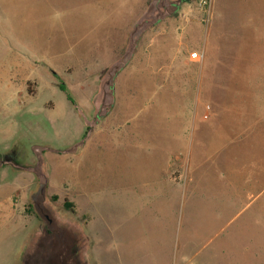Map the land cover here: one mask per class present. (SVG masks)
Here are the masks:
<instances>
[{"label":"rangeland","instance_id":"374dc122","mask_svg":"<svg viewBox=\"0 0 264 264\" xmlns=\"http://www.w3.org/2000/svg\"><path fill=\"white\" fill-rule=\"evenodd\" d=\"M233 132H264V0H0V264L56 229L87 264L162 262L210 220L164 181ZM223 243L200 264H264Z\"/></svg>","mask_w":264,"mask_h":264},{"label":"crops","instance_id":"0c3cea01","mask_svg":"<svg viewBox=\"0 0 264 264\" xmlns=\"http://www.w3.org/2000/svg\"><path fill=\"white\" fill-rule=\"evenodd\" d=\"M233 133L223 139L220 135L218 140H214L217 142L212 145L209 162L203 166L209 172L199 176L201 165L195 158L179 159L183 173L178 184L173 187L164 181L165 193L170 199L185 197V212L190 206L189 218L203 216V212L209 211L210 220L208 224L202 221L198 227H191L189 231L195 232L181 245L173 244L171 239L166 248L167 258L162 262L156 259L154 264H200L203 249L211 245L214 257L227 258L223 242H234L233 249L238 250L240 258L244 251L264 249V132ZM199 202L209 209L197 213ZM237 208L242 209L233 216L232 210ZM247 212L249 221H240L247 217ZM206 227L211 232L215 231L216 236L200 246L196 233ZM166 249L163 253L167 252Z\"/></svg>","mask_w":264,"mask_h":264},{"label":"flooded vegetation","instance_id":"af4514ba","mask_svg":"<svg viewBox=\"0 0 264 264\" xmlns=\"http://www.w3.org/2000/svg\"><path fill=\"white\" fill-rule=\"evenodd\" d=\"M34 249L30 264H87L79 242L57 229L49 240L37 243Z\"/></svg>","mask_w":264,"mask_h":264},{"label":"built area","instance_id":"2783aa9c","mask_svg":"<svg viewBox=\"0 0 264 264\" xmlns=\"http://www.w3.org/2000/svg\"><path fill=\"white\" fill-rule=\"evenodd\" d=\"M189 59H190V61L196 63V62H200L201 61V56H199L198 53H192V54H190Z\"/></svg>","mask_w":264,"mask_h":264}]
</instances>
